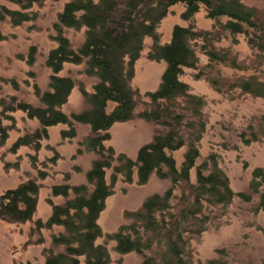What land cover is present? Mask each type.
Returning a JSON list of instances; mask_svg holds the SVG:
<instances>
[{
	"label": "trees",
	"instance_id": "1",
	"mask_svg": "<svg viewBox=\"0 0 264 264\" xmlns=\"http://www.w3.org/2000/svg\"><path fill=\"white\" fill-rule=\"evenodd\" d=\"M4 1L18 6L20 11L0 7V21L8 20L17 27L34 20L24 11L46 0ZM176 5L184 9L181 19L191 24L174 26L169 42L160 44L157 30ZM201 10L207 20L215 23L213 30H197L193 25L195 15ZM53 28L52 40L56 47L45 60L51 72L47 91L40 93L36 89V106L11 98L8 104L2 103L0 114L20 112L39 125L31 134L18 138L11 153L22 147L39 151L41 143L49 139L48 130L55 126L69 128L61 132L62 140L75 138L73 124L89 128L90 135L80 143L95 157L85 176L86 185L53 186L51 196L61 197L64 202L51 205V214L45 222L33 220L40 191L36 181L29 180L0 196V220L3 222L10 225L32 222L31 233L62 229L51 235V248L43 251L44 264H80V258L84 259V264H110L109 242L114 243L113 251L119 256L139 255L141 264H193L190 244L225 213L234 199L254 205V213L264 210L263 169L252 171L245 192L234 193L228 178L218 168L215 155L208 156L197 166L201 158L199 145L207 125L203 114L206 102L191 94L188 85L180 80L185 69H197L196 49L199 48L214 64L213 69L220 65L238 70L229 51L213 47L223 37L235 40L243 36L254 54L255 68L264 71V10L248 8L241 0H66ZM69 30H83V42L77 50L72 49L63 35ZM145 39L153 41L149 60L164 63L165 70L157 90L146 94V108L136 114L135 94L129 84ZM33 50L30 49L29 64L33 62ZM65 64L83 65V73L95 80L90 93L82 92L86 109L69 117L61 109L75 83L69 77L59 76ZM208 79L216 91L237 89L264 101V77L253 75L233 81ZM110 104L113 109L108 111ZM134 117L151 123L156 131L150 143L142 146L135 160H131L123 154L116 155L105 143L114 125L129 122ZM257 119V125H250L238 136L245 146L264 138V112ZM7 130L0 121V146L8 139ZM183 149V160L177 166L173 153ZM109 170L108 184L106 172ZM193 170L194 182L191 181ZM134 174L138 186H144L155 175L168 182L169 188L163 195L148 197L137 212L126 214L130 223L115 233L104 234L98 220L105 203L118 178L125 184H132ZM176 190L180 191L179 195L175 194ZM254 197L258 198L256 204ZM100 239L104 240L102 244L97 243ZM41 243L42 240L36 242ZM57 248L62 251L54 253ZM198 264L227 263L212 259Z\"/></svg>",
	"mask_w": 264,
	"mask_h": 264
},
{
	"label": "rangeland",
	"instance_id": "2",
	"mask_svg": "<svg viewBox=\"0 0 264 264\" xmlns=\"http://www.w3.org/2000/svg\"><path fill=\"white\" fill-rule=\"evenodd\" d=\"M66 0L54 2L46 0L42 5H34L25 13L34 20L14 27L8 20L0 21V114L2 103L8 104L11 98L24 101L33 106L38 104L36 89L43 93L47 91L50 70L45 66L48 53L56 47L52 38L55 36L54 24L56 17L63 9ZM248 8L257 11L264 10L263 0H241ZM0 7L11 11H20L14 4L0 0ZM184 9L176 5L170 9L168 16L160 23L157 30L159 43L169 42L174 26L188 27L191 22H184L181 14ZM221 22H225L224 19ZM193 25L197 30L211 31L214 22L205 18L201 10L195 15ZM72 49L77 50L83 42V30L64 31ZM153 41L145 39L143 51L134 64V74L130 80V88L135 94L136 114L146 108L147 93L157 90L161 75L165 70L164 63L150 61L148 54ZM217 50H227L236 60L237 69H229L220 65L213 69L201 49H196L198 64L196 70L185 69L180 80L187 84L193 95L202 97L206 102L203 114L207 120L206 131L199 145L200 160L197 166L208 156L215 155L218 168L226 175L234 193L245 192L251 180V173L256 168L264 170V138L260 142L245 146L238 136L250 125L256 122L264 112V101L232 91H216L210 85V78L220 81L221 78L234 79L257 76L264 77L262 69H256L253 52L248 48L243 36L235 40L223 37L214 43ZM33 48V62L28 63L30 49ZM208 66V67H207ZM83 65L65 64L60 77H69L74 81L67 103L61 111L68 117L79 114L86 109L82 92L90 93L95 83L87 77ZM201 74L200 76H197ZM113 105L108 106V111ZM257 119V120H256ZM256 120V121H255ZM2 126L7 128L8 139L0 146V196L6 191L15 189L22 183L34 180L40 185L38 202L34 221L45 222L51 214V205L64 202L61 197H52L53 186L86 185V173L90 170L95 157L80 146L89 135L87 126L73 124L76 133L74 139H61V132L69 128L63 125L48 130L49 139L41 143L39 151L30 147H22L15 153L10 149L15 141L29 135L39 128L37 121L29 120L20 112L0 115ZM156 131L151 123H146L137 117L131 121L116 124L109 130L110 139L105 147H111L116 155L123 154L135 160L138 150L150 143ZM184 149L173 153V158L179 166L183 160ZM111 171L106 172V181L110 182ZM43 178V179H40ZM191 181H195V171H191ZM169 188V183L151 176L144 186L136 185V175L132 184H125L121 178L113 187V193L105 203L98 224L104 234L115 233L121 226L130 223L126 214L137 212L143 202L152 195H163ZM179 195L180 191L176 190ZM254 197V203L258 202ZM254 205H248L234 199L225 213L197 240L190 244L193 254V264L204 263L212 259H220L227 264H264V210L254 213ZM33 224L10 225L0 220V264H44L43 251L51 248L50 237L62 231L61 228L42 230L31 233ZM42 240L41 244H36ZM103 239L97 241L103 243ZM110 264H141L142 258L130 253L119 256L114 251V243L107 244ZM62 248L54 249V253ZM220 252V253H219ZM80 264L84 259L80 258Z\"/></svg>",
	"mask_w": 264,
	"mask_h": 264
}]
</instances>
